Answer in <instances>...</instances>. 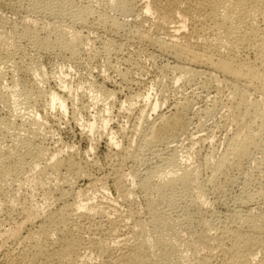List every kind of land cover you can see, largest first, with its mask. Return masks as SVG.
Returning a JSON list of instances; mask_svg holds the SVG:
<instances>
[{
  "label": "bare ground",
  "instance_id": "6f19581e",
  "mask_svg": "<svg viewBox=\"0 0 264 264\" xmlns=\"http://www.w3.org/2000/svg\"><path fill=\"white\" fill-rule=\"evenodd\" d=\"M79 1L15 0L16 5L23 6L27 12L20 18V24L8 28L5 19L0 18L2 78L5 73H11L9 84L17 87L21 80L14 76L19 69L28 75H42L30 84L20 85L19 89L11 87L7 94L2 92V84L0 86V105L10 106L12 113L6 118L0 116V212L22 215L9 230V237L22 244L15 259H20L22 264H86L90 258L80 254V249L85 247L91 256L93 251L96 257L107 260L115 251H120L111 260L114 262L104 259L97 264H205L215 252L223 255L220 264H264V0ZM16 5L8 8L16 13ZM113 13L126 21H119ZM43 19L47 21L44 26ZM54 21L58 24L54 25ZM76 27L81 31L86 28L88 35L83 37ZM104 34L108 41L103 43L108 50L112 40L122 35H129L130 41L143 44L148 49V57L163 60V66H159L170 71L175 85L197 87L199 84L200 89L208 85L216 94L225 96V104L216 101L219 109L214 103L213 107L203 110L204 119L201 118L197 125L201 130L206 119L219 117L225 133L222 152L215 154L212 150L195 163L190 158L191 152L181 155L175 145L167 150L180 136H193L189 134L193 120L191 101L174 102L165 110L162 100L148 102L149 111L155 113L152 119L143 107L146 105L135 107L131 96L132 99L120 101L118 111L130 116L135 111V121L128 129L122 125L113 129L108 121L109 112L116 103L115 92L107 91L103 82L96 84V79L91 78L89 85L98 93L91 99H80L81 95L78 99L77 93L65 82L62 68L47 75L42 73L39 63L31 60L32 56L30 62L24 63L25 49L35 57L51 51L75 55L84 42L88 48L90 39L95 41ZM103 46L102 52L105 51ZM129 59L131 63L133 57ZM119 74L120 79L127 76V72H122V78ZM100 76L107 79L102 72ZM50 80L57 85L56 90L42 88V83ZM32 95L46 101L43 114L34 113L35 116L29 117L22 115L23 112L12 111L11 106L20 98L28 99ZM148 98L149 94L144 95L146 101ZM68 103L82 113L90 107L97 109L90 113L91 118L80 123L82 130L87 129L84 133L91 141L90 149L83 155L73 145L50 147L44 142L41 130L49 121L48 117L54 113L56 123L63 121ZM49 132H45V137ZM95 133L98 138L106 139L111 161L109 171L100 176L91 173L98 164L96 159L89 158L98 141ZM205 141L204 136L191 137L192 145ZM140 166H145L144 171L138 169ZM202 170L206 175H202ZM81 178L89 180L84 187L79 185ZM108 181L117 191L114 199L95 201V196L83 197L89 191L104 194ZM235 183L241 186L235 206L225 207L233 215L228 214L230 220L226 218L230 222H219L220 217L209 197H217L216 202L226 187ZM21 188L33 191L42 188V202L31 198V194L20 201L18 190ZM135 189L144 196L149 219L141 220L134 214L140 211L133 206ZM66 197L73 200L69 203ZM252 201H255L254 206H248ZM121 204L126 206L125 213H129L128 218L132 220L127 232L132 236L131 242L126 234L108 242H84L78 232L67 227L74 216L104 215L110 213L107 208L117 213ZM163 213H176L184 238L172 232L173 227L165 222ZM205 213H215L219 218H211L210 214L209 218ZM24 229H28L26 236L21 234ZM170 257L175 259L170 261Z\"/></svg>",
  "mask_w": 264,
  "mask_h": 264
},
{
  "label": "rangeland",
  "instance_id": "374dc122",
  "mask_svg": "<svg viewBox=\"0 0 264 264\" xmlns=\"http://www.w3.org/2000/svg\"><path fill=\"white\" fill-rule=\"evenodd\" d=\"M14 1L15 0H0V11H1L0 16L2 15V17H0V18L5 19L6 24H7L6 27H8V28L10 25H16V23L19 25L22 17L27 13L26 9L23 8V6L20 7L19 4L16 5V2H14ZM78 1L79 0H77V2ZM13 5L17 6V9H16L17 12L16 13H14L15 11L9 9ZM24 9H25V11H24ZM113 15L115 16L117 14L113 13ZM115 17H117V19H119V21H121L122 19L124 21H126V19L123 16L121 17L120 15H117ZM8 18H9V20H8ZM44 20H46V19H43V21H42L43 26L45 24H47V21H44ZM8 23H10V24H8ZM55 23H56V25L58 24L57 21L56 22L54 21L53 24L55 25ZM65 24H66V22H64L63 25H65ZM129 26L131 27L130 24H129ZM40 27H42V26H40ZM85 29L83 28L81 31V28L77 29V27H76L77 31L80 30V34L82 32L81 35L83 37H86L88 35V32L86 33L87 29H86V31H85ZM123 36L124 35H122V37L120 36L121 38L119 37V38L112 40V42H111L112 47L111 46H110L111 48L109 47L110 51L108 50V47L107 48L105 47V44L108 41L107 35H105V34H104V36L100 35V37L98 39H95V41H92V39H90L91 41L90 40L89 41H90L91 45L88 43L89 49L86 48L87 43L84 42L85 45H83L82 47L85 46V48L81 47L79 49L81 51L80 52L77 51L78 55L76 54L77 52L75 53V55L70 54L68 52H65V53L63 52L62 54L59 53L61 55H64V56H61V55L57 54V51L56 52L51 51V52H48V54L47 53H44V54L41 53V54H39L40 56L36 55V57H35V56H33L34 55L33 52H32L33 53L32 54V53H30L31 52L30 50L25 49V54L23 57L24 63L30 62L31 60L39 63L40 64L39 67L41 68L42 73H45L47 75H49L51 72L54 73L59 68H62L64 71L63 77H64L65 82L68 83V85L72 88V90H74V93L75 92L77 93L76 97L78 99L81 97L80 99L83 98V100H85L88 97H89L88 99H91L92 97H94V95L97 91H96V88H93V91H92V86L89 85V82H91L92 79H94V78L96 79V84H101L103 82L102 85L104 84V88L106 90L108 89L107 91H110V92L114 91L115 92L114 98H116L115 99L116 103H115V107L112 109V111L109 112L110 120L108 121V125L110 127H112L113 129H117L121 125H122V127H126L128 129L130 127L131 123L133 122V120L136 119L137 114L136 113L134 114L135 111L132 112L131 116L124 113V112L118 111V109H119L118 105H120V101L122 102L123 99H124L123 101H126L127 99H132V97H133L134 102H135L134 106L135 107L137 106V108H139L140 106L142 107L143 105H146V103L148 104V102H151V101L153 102L154 100H158V101L162 100L161 102L164 101L163 106H162L164 110L166 109V107H167V109L170 108L174 104V102L177 103V102H181V101L182 102L191 101V102H193V107H192L193 120H192V123L189 125V134H193V136H199V135L202 137L204 136V137H206L207 141H205L204 143H198V144L193 143V145H192L191 137H193V136L186 135L185 137H183L184 136L183 135V136H180L181 138L180 137L178 138L179 140H177V142H175V141L172 142L170 144L169 148H167V150L174 147V145H175L177 152H179L181 155L187 154L186 153L187 151L189 153L191 152L190 158H192V160L195 163H198L199 161H201V158H203V156L206 155L207 153H209L210 151L212 152V150L215 152V154L222 152V150L224 148V141L223 140H225V133L221 129V123L219 121V117H215L213 120L212 119H206L205 125H204V127L203 126L201 127V130H200V127H197V125L201 121V118H202V120L204 119L202 117L203 116V114H202L203 110L205 111L206 110L205 108L213 107L214 103H216L215 104L216 107L217 106L219 107L220 102H223L225 104V102H224L225 96L216 94L214 91V88L206 85V83H203L206 86L202 85L204 87H202L201 89L199 87L200 86L199 84H198V86L195 85L197 87H194V86L193 87H189V86H182L181 87L179 84H178V86H177V84L175 85L172 82V80L170 79V77H171L170 71L169 72L166 70L164 71L163 68H166V67H160L162 64H164L162 59H156L155 60L153 58L148 57L147 47L145 48V46L143 44H141V43L139 44L135 40L130 41L129 35H125L126 36V37L124 36L125 39ZM127 36H129V37H127ZM88 39L89 38H87V42H89ZM132 40H133V38H132ZM103 41H105V44L103 43ZM91 42L92 43L94 42L93 45ZM133 42H134V44H133ZM135 42L138 45L135 44ZM102 44H104V46ZM118 44H120V45H118ZM128 44H130V45H128ZM131 44H132V46H131ZM142 45L144 47H141ZM90 46H91V48H90ZM102 46L104 47V50L106 51V53H104L105 51L102 52V50H103ZM93 48H94V50H93ZM112 48H114V49H112ZM142 48H144V49H142ZM96 50L98 51L97 52L98 55L97 54L95 55ZM136 52H138V53H136ZM30 54H32V55H30ZM56 54H57V56H56ZM68 54H70V56H73V58L69 57ZM135 55H137L136 58H135ZM31 56L33 57L32 59H31ZM38 56H39V58H38ZM74 56H76V57H74ZM92 56H94V57H92ZM28 57H30V58H28ZM34 57H35V59H34ZM132 57H133V61H135V59H136V61L135 62L132 61L131 63L133 65L131 66V63H129L128 59L132 60ZM93 59H95V60H93ZM123 59H125L126 61L124 62ZM137 59H139V60H137ZM159 70H160V72H159ZM18 71L14 77H16L18 79V81L21 80L22 82L21 81L18 82L19 84H16L17 87L16 86L14 87V86H12V84H9L12 81V79H11L12 74L11 73H9V72H8V74L5 73L6 76L4 79L2 78L4 74L3 75L0 74L1 75L0 76V79H1L0 80V86L2 84V87L4 89V90L2 89L3 93L6 92V94H7L8 92H10V90L12 88L13 89L14 88L19 89L21 87L20 85L25 84V83L30 84V83L34 82V79H39L40 76H42L41 74H38V73H36L35 75H28V74L24 73V71L23 72L20 71V69ZM103 71L105 72V74ZM125 71L127 72V74ZM101 72L103 73V75H105V77L107 76V79L105 78V80H103L104 79L103 77L101 79V76H100ZM122 72L127 75L126 76L125 74H123L124 76L127 77V79H129V77H130V79L132 81L130 79H129L130 80L129 81L126 79V77H123ZM119 73H121V78L123 77L122 79H120ZM18 75H19V77H17ZM8 76L9 77L11 76V77L9 78ZM100 79H101V81H100ZM125 80L128 82H126ZM126 83H128V84H126ZM90 84H92V82ZM5 86H7L9 88L6 89ZM42 86H43L42 88L44 90H51V89L56 90V88H57V85H55V82H53L52 80L42 83ZM89 87H90V89H89ZM146 94H149V98L147 99L148 101H146L144 99V95H146ZM215 94H216V96H215ZM85 95H86V97H85ZM141 95H143V96H141ZM29 97L30 98H28V99L27 98H24V99L20 98V100L17 102V104L11 106V107H13V109L15 106V111L11 108L12 111L13 112L18 111L19 113L23 112V114L22 113L21 114L22 115L26 114L27 116H29V115L32 116V115H34V113H35V115L37 113L43 114V108H44L43 106L45 105V102H46L44 100V98L38 97L37 95H35V97L33 95L29 96ZM142 97H143V99H142ZM167 99H168V101H167ZM216 101L219 103H217ZM205 103H206V105H205ZM223 103L220 104L221 109H222V107L224 109ZM68 105L69 106H67L68 107L67 113L65 114V116L62 119L63 120V121H61L62 123L59 122L60 123L59 124V123H56L54 121L55 116L57 118V115L54 116V113H51L52 116L50 114V116L48 117L49 121L48 122L46 121L45 127H42V128L44 129L45 132L47 130H49L50 131L49 133H51V134L48 133V135H47V133H46V137H45V132L43 131V129L41 130L44 133V139H45L44 142H45V144L47 143L46 145H48L50 147H53L54 145L55 146L59 145V146H63V147H65L66 145H73L74 148L79 153L81 152L80 154L83 155V153L86 150L90 149L91 141H90L89 137L87 136V134L84 133L87 131V129L84 128L83 129L84 131H83L80 123H82L81 121L85 122L86 120H88L89 117L91 116V114H93V111H95L97 109L93 108V107H92L93 108L92 109L90 107L89 111L82 113V112H79V110L77 108H73V107H75L74 105L71 106L70 103H68ZM143 107L145 108L146 112L150 113L149 118H152V119L155 118V113L149 111L147 105L143 106ZM218 107H217V109H219ZM9 110H10V106L0 105V116L3 118L9 117L12 114ZM9 112H10V115H9ZM152 114H154V115H152ZM196 114H198L199 116ZM50 119H51V121H50ZM44 122H45V120H44ZM94 136H95V138H98L96 133ZM57 137H58V139H57ZM58 140H60L61 142ZM188 145H189V147H188ZM95 147H94V150L90 151L89 158L96 159L98 167L91 170V173L94 174L93 176H100V175L108 172L110 169V165H111V161H110V158L108 156L109 152L106 149L107 148L106 139L104 137L98 138V141H97ZM167 150L165 149V151H167ZM129 165L127 167H125L126 171H127L126 168H128ZM141 168H142V171H144L145 166L138 167V169L140 171H141ZM203 171L204 170H202V175L205 174V172H206V171H204V173H203ZM87 182H89V180L87 178H81L79 181V185L81 187H84L87 184ZM255 185H256V183H255ZM240 187H241L240 184H237V183L232 184L230 186H227L226 187L227 189H225V192L223 193V195H225V196L219 195L216 202H215V200L217 197L214 198L213 195L209 197L214 202L213 203L214 208H215L214 210L217 212V216L220 217V220L218 219L219 222L222 220L221 222L225 223L224 222L225 220H227V219L230 220L229 215L231 213H229L226 208L227 207L232 208L231 207L232 205H233V207L235 206V204H234L235 197L240 192V190H241ZM255 187L256 186H253L252 188L256 189ZM106 189L107 190H105L104 194H102V192H101V194L104 198L101 196L100 192H98V191H96L95 194L91 193L89 191V193H87V195H84L83 197L95 196L96 197L95 201L96 200H102L103 201V200H106L107 198H108V200L114 199L117 196V191L115 190L111 181L107 182ZM137 190L138 189H135V192L133 194V200L136 201V202L135 201L133 202V206L135 207V209H137V211L138 210H140V211H138L139 213H134V214L136 216H138L139 219L142 218L141 220L149 219L150 213H147L146 203H145V200L143 199L144 196L139 190L138 191ZM43 193L44 192H43L42 188H36L35 191H33L31 188H21L20 191L18 190V198L20 197V201H21V198H24L26 196L28 197V195L31 194V198H34V200H36L38 202L39 201L42 202ZM32 195H34V196H32ZM66 198L68 199V200L66 199V201L69 203L73 200L72 197H66ZM231 202H233V203H231ZM254 203H255V201L254 202L253 201L248 202L247 205L248 206H254ZM249 204H251V205H249ZM247 205H245V206H247ZM159 206L165 207L166 205L160 204ZM262 206L264 207L263 204H262ZM52 207H54V206H52ZM119 207H118L117 213H115L116 211H111V209L107 208L106 210L110 213H105L104 215L103 214L98 215V216L95 215L93 217H88V218L87 217H80V218L78 217L77 218L76 216H74L73 218H71L68 221L67 227L78 232L79 235L83 237L84 242H95V243L96 242H108V241L112 240L113 238L115 239L116 236L118 237V239L122 238V236H124L123 234H126L129 241L130 240L133 241L130 233L127 235L128 228L132 225V220L128 218L129 213H125L126 206L121 204ZM242 208H241L242 210L246 209V208L244 209V207H242ZM215 213H211V214L205 213V214L209 218H210V215H212L211 218L212 217L216 218L217 216H215ZM243 214H245V213H243ZM163 215L165 217L164 218L165 222L167 224L169 223L170 226L172 225V227H173L172 232H174L175 234H178L179 237L184 238L185 235L181 231V229H182L181 221L175 216L176 213H165V214L163 213ZM232 215L233 214H231V216ZM219 217H217V218H219ZM21 219H22L21 213H15V212L11 213L10 211L0 212V264H22L20 259H15L16 256L18 255L19 251L21 250L22 244L18 240H16V239L13 240L12 238L9 237V230L11 229V227H13V225L16 222L20 221ZM228 220L226 222H230ZM174 229L176 231H174ZM212 231L214 232V230H212ZM213 232H211V233H213ZM21 234H22V236H26L28 234V229H26V230L24 229ZM185 239H186V237H185ZM183 247L185 248V245H182L181 249H184ZM84 248L80 249V254L87 255L90 258V259H88V261H86L87 262L86 264H97L100 262V260H104V259L107 260L106 257L102 258V259H100L99 257H96L95 254L93 253V251L91 252L93 254L91 256L88 249H84ZM119 252L120 251H115L113 253V255L109 256L110 258L107 257L108 258L107 261L114 262L111 260L113 259V257L117 256L119 254ZM13 256H14V258H13ZM172 259H175V257L169 258L170 261ZM222 260H223V255L219 252H215L214 256L211 255L209 257V261L205 264H220ZM115 264H118V263H115Z\"/></svg>",
  "mask_w": 264,
  "mask_h": 264
}]
</instances>
